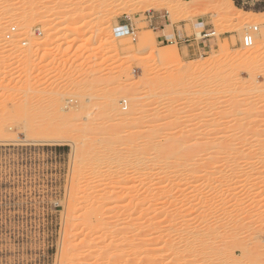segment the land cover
I'll use <instances>...</instances> for the list:
<instances>
[{
	"label": "rangeland",
	"instance_id": "obj_1",
	"mask_svg": "<svg viewBox=\"0 0 264 264\" xmlns=\"http://www.w3.org/2000/svg\"><path fill=\"white\" fill-rule=\"evenodd\" d=\"M190 1L151 0L145 3L138 1L107 3L100 0H77L72 5L69 0H0V23L5 22L7 17L13 14L11 17L23 25L21 28L14 22H6V25L3 23L4 30H0V34L4 35L8 31L12 34H10L11 37L14 35L16 38V43L13 39L14 42L11 43L17 44L21 39L23 41L18 44L24 47L19 48V52L17 51L16 55L11 54L10 57L5 56L7 55L6 50H0V57L3 58H0V108H2L0 112L7 113L4 115L7 118L3 114L0 115L6 119V123L4 119L3 122L0 119V127L6 128V132L0 134V264H67L63 261L71 255L72 251L70 255L68 251L69 244L75 246L79 240H83L82 232H78L81 231V227L77 228L75 225L79 221L69 220L73 219L70 218V214L74 218H80L82 214V211H78L82 203L77 198L80 194L86 193L83 190L88 188L93 190L91 185L93 183L97 185L98 181L101 183L97 186H102L98 190L99 193L104 185H107V188L105 186L102 192H107L108 189V192H117V189L119 187L121 189L124 185L126 189L127 187L132 189L129 187L134 186V180H131L132 167L128 163L130 168L127 169L128 164L125 158L131 154V145H143L146 141L143 138L145 131L151 130L155 135L161 136L154 138L159 144L163 140V142L168 139L172 141L181 135L186 136L184 140L180 139L183 141L181 146L189 140H191L190 144L198 142L200 147L204 144L205 149L223 146V144L232 146L238 143V146H244L246 158L249 157L246 153L251 152L252 159H254H250V156L249 160L244 158V161L264 159L262 156L264 155V0H231L238 9L244 11L234 13L236 16L240 14L239 17L242 15L241 18L237 16L241 22L235 17L233 19L230 15L221 13V8L226 6L229 0H219L218 4L207 2L195 7L190 4ZM61 6L70 9L79 8L83 12L81 14L70 12L59 16L56 13ZM187 8L190 11L185 13L184 10ZM245 12L254 17L246 15ZM48 16H53L55 19L60 17L61 24H53L54 22L49 21ZM151 16H156L161 21L163 18L169 30L176 27L178 32H184L187 35H197L206 28L212 29L215 32V38L211 49L194 56H182L175 41L158 44L149 23ZM245 18L247 28H242L241 25L244 24ZM249 20L254 24L251 25ZM71 23H77L81 27L77 31L60 30L62 24ZM101 23L109 25L108 34L115 41L101 40L103 37L99 29L102 26H100ZM121 25L131 26L135 33L131 36L123 33L126 43L122 45L118 44L121 39H124L120 38L122 33H116ZM43 28L48 29L46 33L41 32ZM245 35L252 36L253 48L243 46L242 38ZM149 38L151 41L146 51H141L144 50L142 46ZM37 42H43V44L37 45ZM223 44L225 46L222 47ZM131 47L139 51L130 52ZM250 48L251 56L254 58L240 59L237 53ZM162 51L168 53L169 56L166 61L160 63L157 60V54ZM200 63L203 64V70L200 73L190 74L189 72L181 80L183 83L181 87L174 85L180 73L179 67ZM11 65L16 66L17 69L11 74L6 73L7 67ZM253 80L258 83V88L257 91L251 92ZM131 83L136 84L135 88L130 86ZM130 87L135 90L130 91ZM127 91L129 93H126ZM107 101H110L113 108L117 110L115 116L106 110ZM17 102H20L19 106H24L25 109L29 106V109L33 108L35 111L13 115L17 120L13 118L14 121L11 118V121L9 117L12 113L8 116V111ZM24 102L30 104L23 105ZM46 105L50 107L47 108ZM85 105L91 109L88 110ZM34 113L37 116L32 117ZM57 113H61L59 116H69L68 118L73 115L70 119L71 124L73 123V127L71 126L73 131L67 133L62 140H46L44 135L49 130L54 133L62 132L61 125L60 127L55 125L54 128L50 126L49 128L46 124L42 125L48 117L58 115ZM19 115L22 118H19V123H17ZM133 118L135 122L133 124L130 122L131 125L127 124L129 120L133 121ZM8 121L11 124H8ZM29 128L31 131L38 128L37 130L41 129V132L35 131V136V132H30ZM136 133L140 135L136 136L138 135ZM83 135L84 138L88 137L84 139L81 137ZM134 137L141 138L135 141ZM225 139L228 140L227 143L224 142ZM163 142L161 144L165 146ZM146 144L148 143H144V146ZM245 147L249 152H246ZM259 148L263 149L261 155L258 153ZM95 150L99 151L98 154L113 151L119 156V161L99 164L98 167L97 165L90 166L89 156L97 154ZM208 150L205 152L208 153ZM252 153L257 154L252 155ZM206 156L203 161L208 162L209 158ZM88 166L90 170L86 168ZM83 168H85L84 171ZM92 171L100 172L101 175L95 173L93 175ZM120 171L124 172V177L126 173V177L131 174L130 179H123ZM76 179L78 183L80 181L82 183L81 179H84L83 183L79 184L81 186H77L80 191L75 190V185H73L77 182ZM114 179L117 182L120 179L124 180L123 183L128 180L129 183L127 181L123 184L120 180V184L117 182L114 184L118 185V188L111 189L115 187H111L115 183ZM86 184L88 188L85 187ZM124 189L120 193L125 191L127 193L123 192V194L125 193L126 196L134 192ZM73 192L75 197L72 196ZM75 192L79 194L75 195ZM88 192L90 191L87 190ZM72 197H74L73 201H79V205L75 203L76 201L74 202L79 209L73 204ZM70 202L73 204L72 207ZM120 202H115L112 206L114 208L116 206L126 207L125 205L128 204L125 203L128 202L127 200ZM74 206L80 213L77 217H75L77 212L73 213L74 209L72 210ZM118 207L115 211L119 213L118 217L126 218L125 208L121 207L119 210L120 207ZM122 212L126 213L120 214ZM67 216L69 218L66 219ZM125 218L119 219V225L118 223L117 225L120 227L125 225L127 221ZM113 221L115 222V219H112ZM69 222H71L70 227H68ZM250 228L259 231L257 227ZM255 230H250L254 233L249 231L246 233L250 239L252 237L255 240L251 239L246 243L248 252L235 253V264H264V229H261L260 233H256ZM73 237L76 239L74 240ZM105 241L99 244L94 242V245L88 240L79 241L81 244L76 246L84 247L80 246L78 249L81 250L80 252L73 248L78 251L77 255L80 253L79 260L81 261H76L79 264H111L113 261L110 259L117 258L119 256L117 254L123 250L122 258H118H121L124 263L128 260L127 258H130L127 255L124 257V252L126 254L128 252L127 244L121 245L125 248L122 250L120 244L117 248L115 244L109 246L108 240ZM88 242L92 245L89 246ZM88 246L91 247L90 249L96 246L90 252H94L97 248V251L101 250L98 255H103L102 259H98L97 251L89 252L95 258L87 257L90 255H87ZM102 246L105 250H102ZM116 261L117 264H124L120 259H115V263Z\"/></svg>",
	"mask_w": 264,
	"mask_h": 264
},
{
	"label": "bare ground",
	"instance_id": "obj_2",
	"mask_svg": "<svg viewBox=\"0 0 264 264\" xmlns=\"http://www.w3.org/2000/svg\"><path fill=\"white\" fill-rule=\"evenodd\" d=\"M74 1H77V0H69V2L72 3V5L75 4ZM100 1H104L107 3L108 2H110V3H112V2L125 3L128 1H138V2L145 3V2H149L151 0H100ZM207 2H211L213 4L220 3L219 0H191L190 4L195 7V6L203 5ZM65 4H67V3H65ZM182 9H184V8H182ZM187 9L184 10L185 13L190 11L189 9L188 10ZM4 12H6V11H4ZM70 12H75V14L76 13L81 14L83 12V10L79 9V8H76V9L71 8L70 9L68 7L61 6L56 14L59 16H63V15H66ZM235 12L238 14V13H241L244 11H241L240 9H238L233 4V2L231 0L228 1V4L226 6H223L221 8V13H225L227 15H230V18H233V19L235 17L236 20H239V22H241V20L239 18H241L242 15H241V17H239L240 14L237 15L239 17L238 18L234 14ZM6 13L8 14V12H6ZM245 14L248 16L250 15V17H254V15L251 16V14H247V12H245ZM9 15H11V14H9ZM11 16L7 17V19L10 18ZM14 16H15V14H14ZM248 16H247V18H248ZM256 16H257V14H256ZM48 17H49L48 18L49 21L54 22L53 24H57V25L61 24V21H59L60 17H56L57 19H55L53 16H48ZM7 19L5 22L4 21L1 22L2 24L0 23V30L1 31L4 30L3 23H4V25H6L5 24L6 22L7 23L8 22H14L16 24V26L18 24L19 25L18 27H21V26L23 27V25H20V23H19L20 21H17V19H15L13 17H11L9 19V21H7ZM246 20L247 19L245 18V20H244L245 22L243 21L244 24L241 23L242 28H247L246 27L247 26ZM250 20H251V18H250ZM249 21H248V23H250L251 21H254V20H251L250 22ZM245 24H246V26H245ZM252 24H254V22H251V25ZM100 26L101 27L99 29L101 30L102 36H103V37H101V40H103L105 42L115 41L108 34L109 25H107L106 23H101ZM80 27L81 26L77 23H71V24H67V25L62 24L60 30L61 31L62 30L63 31H65V30L77 31ZM249 27H251V26H249ZM47 30H48L47 28H43L41 30V32L46 33ZM117 30H119V29H117ZM27 33H28V31H27ZM120 33H122V36H120V38H124V39H121V41L119 43L118 42L117 43L122 45V44L126 43L125 35H123V33H125V32H120ZM10 34L11 33H9L8 31L4 35L2 33L0 34V50H3V51L6 50L7 55H5V56H8V57H10L11 54H13V53L15 54L19 50V48H22L19 46L18 43L20 41H23L20 39V41L17 42L18 45L11 43L13 40L15 41L16 38H14V35L12 36L13 37L12 38L11 37L12 34L11 35ZM20 35H23V34H20ZM15 36L17 37V35H15ZM197 36H199V33L197 34ZM18 37H19V34H18ZM24 37L26 38L25 35H24ZM149 39L145 41L144 45L142 46V49L144 48V50H141V51H144V52L146 51V49L149 46L150 41H151V39L150 40ZM27 41H28V39H27ZM15 43H16V41H15ZM36 44L42 45L43 42H37ZM252 45H253V43H252ZM223 46H225V44H223L222 47ZM252 48H253V46H252ZM164 49H166V47H164ZM129 51L130 52H136L139 50L135 47H133V48L131 47V49L129 48ZM251 52H252V50L250 48V49H246L245 51H243V50L239 51L237 53V55H239L240 59H247V58L253 59L254 57L251 56ZM3 53H5V52H3ZM168 56H169L168 53H166L165 51H162V52L157 54V60L160 63H162L168 59ZM1 59H3V58H1ZM202 68H203V64H201V63L196 64V65H182L181 67H179L180 73H178L177 78H176V83L174 85L181 87V85L183 84L181 82V80L189 72H190V74H194V73H198V72L200 73V71L203 70ZM16 69H17L16 66L11 65V66L7 67L5 72L11 74ZM193 79H195V77H193ZM110 84H108V85H110ZM131 84L132 85H130V86H133L135 88L136 84L135 85H133L134 83H131ZM252 84H253V86L252 85L251 86L253 88L251 89V92L258 88V85H257L258 83H256L255 80H253ZM190 87H192V86H190ZM187 88H189V87H187ZM132 89L133 88L130 87L129 90L130 91L135 90V89H133V90ZM128 91L126 93H129ZM17 103H14L16 106L13 105V107H11V109L9 111L7 110L9 113L8 116H10V113H12V115L9 117V119H11V118L15 119V116H13V115H17L18 113L21 114V112H23L22 113V115H23L25 113V111H28L31 113L35 111L33 108L29 109L28 105L30 103L28 104V102H26V103L24 102L25 104H23V105L27 104L28 108H27V106H25L27 109H25L24 106H19L20 102H17ZM103 103H105V102H103ZM107 103H108V106L106 105L107 107L105 106V108L107 111L109 110L108 112H110V113L112 112V116H113L114 114H116L117 110L115 108H113V105H111L110 101L109 102L107 101ZM7 104H9V103H7ZM21 104H22V102H21ZM51 106H53V105H51ZM55 106H56V104H55ZM80 106H81V104H80ZM85 106H87V105H85ZM46 107L49 108L50 106L46 105ZM53 107L51 109H53ZM3 108H5V107L3 106ZM40 108H41V106H40ZM42 108H44V106ZM87 108H88V106H87ZM89 109H91V108H88V110ZM93 109L94 108H92V110ZM0 110H2V108H0ZM4 111H6V110H4ZM56 111H57V108H56ZM37 112H35V113H37ZM35 113L32 114V117L37 116ZM2 114L3 113L1 111L0 115H2ZM6 114L4 113L3 116ZM38 114H39V112H38ZM46 114H47V112H46ZM46 114L44 113V115H46ZM57 114L58 115H51L50 117H48L47 121L44 122L42 125L46 124V125H48V127L50 126L52 128L56 127L55 125H59L57 127H60V125H61V127L63 128L61 130L62 132L61 133H54V132H51L50 130L48 131V129L50 128L49 127L48 129H46L48 132H46V134H45V132L43 133V134H45L44 137L46 138V140H57V141L62 140L63 138H65V135H67V133H69L72 130L71 126L73 123L71 124L70 119L73 115L70 116V118H68L69 116L68 117H63L62 115L59 116V114H61V113H57ZM73 114H75V113H73ZM68 115H69V113H68ZM81 115H83V114H81ZM81 115H79V116H81ZM84 115H85V113H84ZM1 117L2 116H0V119L3 122L4 118L3 117L1 118ZM4 117H6V116H4ZM19 118H20V115L18 116L17 123H19V120L22 117L20 119ZM26 118H27V116H26ZM9 119H7V120H9ZM12 119H11V121H12ZM23 119H25V118L23 117ZM30 119H34V118H30ZM5 120L6 119H4V122H5ZM15 120H17V119H15ZM132 120L133 121L129 120V122L127 124H130V122H132L131 124H133V122H135V119L133 118ZM40 121H41V119H40ZM30 122H32V121H30ZM88 122H89V120H88ZM37 123H39V122H37ZM8 124H11V123L9 122ZM82 124H83V122H82ZM86 124H89V123H86ZM91 124H93V123H91ZM4 125H6V124H4ZM95 125L96 124H94V126ZM100 126H102V124H100ZM39 127L40 126H38V128ZM3 128H4V126H3ZM38 128H35V129L33 128L34 129L33 131L34 132L38 131V133L41 132L40 131L41 129L37 130ZM46 128H47V126H46ZM97 128H99V127H97ZM5 129L6 128L2 129L0 127V134L5 133L6 132ZM29 129H30V132H33V131H31V128H29ZM58 129H60V128H58ZM42 130H44V129H42ZM57 132H59V131H57ZM145 132H146L145 135L143 133L142 134H143V136H145L143 138H145L146 141H144V140L143 141H144V143H148V144H146L145 146H144V143H143V145H134V146L131 145L132 146V147L130 146L131 149L129 148L131 150L130 151L131 154L129 156L127 155L128 157L125 158V162H127V164L129 163L131 165L130 167H132L131 168L132 169L131 174L133 177L131 178V180H134V186H129V187H132V189H130V188L129 189L131 190V192L134 191L133 194H129L126 196L125 193H127V192L122 191V193H120V191L123 190L124 187H125L124 190L128 189V187L126 189V185L122 186L121 189L119 187V189H120V191H119L120 194H119L118 193L119 189H117V192H108L109 189L107 190V192H102V190L105 189V186L107 188V185H104L103 189L99 193L98 190H100L99 188L102 187V186L99 187L100 185L97 186L99 183H101L99 181H98L97 185L94 183L91 185V186H93L92 188H94L93 190H89L90 188H88V186H87L88 184H86L85 187H87L88 188L87 190L90 192L87 193V190H83V191H86V193L84 192L83 194H80L79 197L77 198L82 203V206H80L81 209H79V207L75 204V203H77L79 205V201L78 200H75L76 202L73 201V198L75 197L74 192L72 195V196H74V197H72L73 204H75V206L78 207L77 208V209H79L78 211H80V212L82 211L81 212L82 214L77 212L76 208L74 206V208H72V210L74 209V212L72 210H70V211H72L73 213L77 212V215L76 214H75L76 216L74 215L75 217L78 216V213L81 216L79 215L80 218H74V217H72V214H70V218H73V219H69V220L72 222H74V220L75 221L78 220L80 222V223L78 222V224H75V223L74 224L77 225L76 226L77 228H78V226L81 227L80 228L81 231H78V232H82V234L81 233L80 234L83 236L82 238H83L84 242L88 240V241H90V243L92 242V244L94 245L97 242L99 244L100 242L108 240L107 242H109L108 243L109 246H111L112 244L113 245L115 244L117 246V248L120 247L121 245L125 246L123 244H127L126 247H128V252L125 250L127 252V254L124 252V257L127 255L128 257L130 256V258H127L128 260H125V263L122 261L121 256L123 255V251H124L123 249H125L122 246L121 247H122L123 251L122 252L119 251L120 253L117 254V255H119V256H117V258H115L116 255L114 257L115 259H120L124 264H235V262H236L234 260L235 253L240 252L241 254H244L247 251L246 243L251 239L255 240L252 237L250 239V236H248L246 234L248 231L251 232V231L255 230V229L252 230L250 227H254V228L257 227L259 229V231L255 230L256 233L257 232L260 233V230L264 229V161H263L264 159L263 160H257V159H259V158H257V159H255V161H244L243 159L246 158V155H244L245 151L243 150L244 146H242V145L238 146L237 145L238 143L237 144L235 143L236 145L233 144L232 146L223 144V146H214L212 148L207 147L208 149L210 148L208 150L207 148L206 149L204 148V146H203L204 144L200 147L198 145V142L197 143L193 142L194 140L192 141L193 143L191 142L192 144H190L189 142L191 140L188 141L186 139L188 142L187 141H186L187 143L184 142V145L181 146L180 144H182L181 142H183V141H181L180 139L184 140V138H186V136L184 137L183 135H181V137H179V138L177 137L176 139L171 138L172 141H170V139H168L167 141H165L166 143L163 142L164 141L163 140L162 142H163V144H165V146H163L161 144L162 142H160V144H159V142H156L154 139V138L157 139V137H161V136H158L157 134L155 135V133H153L151 130L145 131ZM43 134L41 133V136ZM136 134H138V133H136ZM84 135L81 137L84 138ZM139 135L140 134H138L136 136H139ZM35 136H36V132H35ZM134 136H135V134H134ZM182 136H183V138H182ZM81 137H80V139H81ZM86 137H88V136H86ZM86 137L84 139H86ZM139 138H141V137H139ZM139 138L134 137L135 141H136V139H139ZM82 140L83 139H81V141ZM78 141H79V139H78ZM168 141H169V144H167ZM226 141H228V140L225 139L224 142L227 143ZM229 141L232 142L233 140H229ZM83 142H85V141H83ZM132 142L134 143V141H132ZM94 146H95V142H94ZM194 146H197V147H194ZM202 148H204V150ZM246 148L247 147H245V149ZM248 148L250 149V147H248ZM260 148H262V147H260ZM260 148L258 150H260ZM205 150H208V153H206ZM261 150H263V149H261ZM261 150L258 151V153H260V155L262 154L261 152L264 151V150L263 151H261ZM90 152H92V151H90ZM98 152L96 151L95 153H97V154L89 156L90 159H89L88 163L90 162V166L91 165H93V166L97 165V167H98L99 164L102 165L104 163L116 162L118 160V157H119L113 151L108 152V153H102V154H98ZM246 152H249V151L247 150ZM87 153H89V152H87ZM206 154H207V156H206ZM246 154L249 157L251 156V152L246 153ZM255 154H257V153H255ZM255 154L252 153V155H255ZM205 156L207 158H209L208 162L203 161L204 160L203 158H205ZM262 156L264 157V155H262ZM83 157H84V155H83ZM249 157H247L246 160L247 159L249 160ZM87 158L88 157L86 156V159ZM254 158H255V156H254ZM250 159H252V156ZM84 160L85 159H83V161ZM252 160H254V159H252ZM123 163H124V161H123ZM81 164H83V162ZM129 164H128V167L126 166L127 169L130 168ZM85 166H87V165L85 164ZM86 168L88 169L89 166ZM92 168H91V170H93ZM84 169L85 168H83V171H84ZM88 170H90V169H88ZM225 170H227V171H225ZM124 172H126V171H124ZM129 172H130V170H129ZM93 173H95L96 175H99V174L101 175V173L97 172V171H95V172L92 171V174ZM116 173H118V172H116ZM123 173H122V175L119 174L120 176L123 177V179L124 178L130 179L129 178L131 175L130 173H129L130 175L128 174L129 177H126L127 173H126V175L124 174L125 175V177H124ZM83 178H84V176H83ZM117 179H119V177ZM76 180H77V182H76ZM76 180H75L76 183L74 182L75 184H73V183L72 184L75 185V190L76 189L78 190L77 186H81V185H79L81 183V181H80V183H78L79 182L78 179H76ZM81 180L84 181V179H81ZM105 180L106 179H104V181ZM120 180H118V182H117L114 179L115 183L111 182V183H113L111 185V187H113V186H115V187H113L111 189H115L118 185H114V184H116V182L119 183ZM83 181H82V183H83ZM92 181H93V179H92ZM100 181H101V179H100ZM104 181H102V182L104 184H106L107 180H106V183ZM123 181L121 180L122 183H123ZM127 181L125 180V183H127ZM85 182H84V184H85ZM103 183L101 185H103ZM125 183H123V184H125ZM128 183H129V181H128ZM84 184H83V186H84ZM108 184H109V182H108ZM94 185L96 187H94ZM130 185H132V184L130 183ZM97 187H98V189H97ZM72 188H74V187H72ZM140 188H141V190H139ZM130 190L128 192H130ZM78 191H80V190H78ZM139 191H140V193H139ZM123 192H125V193L123 194ZM76 193L77 192H75V195H76ZM77 194H79V193H77ZM125 200L128 201V202H125V203H128L127 205H125V203L123 204L126 207L119 206L120 207L119 208L118 206H116L114 208L112 206V204H114L115 202L121 203L120 201H125ZM70 201H71V199H70ZM73 204L72 203L70 204L71 207L73 206ZM115 205H117V204H115ZM71 207H69V208H71ZM117 207L119 208V210L121 209V207L125 208L124 210H126V212H127L126 218L124 217L125 215H123V217L125 219H127V221L125 220L126 221L125 225H121L122 227L118 226L119 225L118 220L124 219V218L118 217L119 213L115 212V211H117L116 210ZM121 211H123V210H121ZM72 212H70V213H72ZM126 212H122L120 214H123ZM116 214H117V216H116ZM68 216H69V214H68ZM68 216L66 217V219L69 218ZM117 217L119 218L118 220L116 219ZM112 219L113 220L115 219V222L114 221L112 222ZM66 223H67V220H66ZM70 223L71 222L68 223V227H70L69 226ZM117 223H118V225H117ZM120 224H121V221H120ZM78 232H77V234H79ZM251 233H254V232H251ZM254 236H256V235H254ZM73 239L75 240L76 238L73 237ZM83 240H79V241L81 242ZM79 241L77 242L78 244L76 243V245H79V243H80ZM72 242H71V244H72ZM105 242H103V243H105ZM92 244H89V242H88L89 246H91ZM106 244H104V245H106ZM119 244H120V246H118ZM76 245L74 246V244H73V246L72 245L70 246V244H69V247H70L69 248L70 250L68 249L69 255H70V251H72V252L74 251V253L71 252L70 257H68L66 254L67 258L64 255V257L66 258V259H64V257H63L64 261L63 260L62 261L64 263L73 264L76 260H79V258H80L79 254L80 253H78V255L76 253L78 251L79 252L81 251V250H78L80 248V246L81 247H84V246L80 245L79 247H77ZM95 247L96 246L92 247L93 249H90L91 247H89L88 252L85 251L88 253L87 255H89L90 253H95L98 250L99 246H98L97 250L95 249L94 252L93 251L90 252V250H94ZM102 247H103L102 250H105V247L104 246H102ZM115 247H114V249H115ZM71 248L77 249L78 251L74 250V249L72 250ZM81 249H83V248H81ZM98 252L101 253V250L97 251V255H98ZM66 253H68V252H66ZM103 254H105V253H103ZM81 255H82V253H81ZM97 255H95V256H97ZM91 256H93V254H90L87 257H91ZM98 256H99L98 259L100 260V259H102L103 255L99 254ZM82 257H84V256H82ZM82 257H81V259H83ZM118 257H121V258H118ZM104 259H105V257H104ZM109 259H110V257H109ZM115 259H113V257H112V259H110L111 261H113V262H111V264L115 263ZM107 260H105V262ZM79 261H81V260H79ZM118 262H119V260H118ZM118 262L116 261L115 264H117ZM77 263L79 264V262H77V261L74 264H77Z\"/></svg>",
	"mask_w": 264,
	"mask_h": 264
},
{
	"label": "crops",
	"instance_id": "obj_3",
	"mask_svg": "<svg viewBox=\"0 0 264 264\" xmlns=\"http://www.w3.org/2000/svg\"><path fill=\"white\" fill-rule=\"evenodd\" d=\"M150 26L152 27V31L155 35V40L158 44H168L172 43V40L175 41V38L180 32L176 29V27H173L172 29H168V25L164 22L163 18L161 19L157 18L156 16H151L149 20ZM184 34V32H181ZM214 39L209 40L204 43V46H202L200 43H194L193 45L189 46H181L177 45L179 49V53L182 56H194L202 53H206L211 49V46L213 45Z\"/></svg>",
	"mask_w": 264,
	"mask_h": 264
},
{
	"label": "built area",
	"instance_id": "obj_4",
	"mask_svg": "<svg viewBox=\"0 0 264 264\" xmlns=\"http://www.w3.org/2000/svg\"><path fill=\"white\" fill-rule=\"evenodd\" d=\"M119 30L116 31V33H120V32H125L127 33L129 36L134 35V29L131 26L128 25H121L119 28H117ZM12 31H14L12 29ZM215 38V32L212 29H203L201 32H199V36H197L196 34H192V35H187V34H183L180 33L176 36L175 38V43L177 45H181V46H191L194 43H200L202 46H204V43L212 40ZM253 43V38L251 35H245L242 38V44L244 47H251Z\"/></svg>",
	"mask_w": 264,
	"mask_h": 264
}]
</instances>
